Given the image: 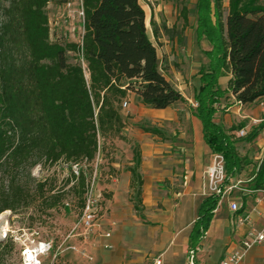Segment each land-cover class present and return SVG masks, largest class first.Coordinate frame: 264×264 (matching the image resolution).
<instances>
[{
  "label": "trees",
  "instance_id": "obj_1",
  "mask_svg": "<svg viewBox=\"0 0 264 264\" xmlns=\"http://www.w3.org/2000/svg\"><path fill=\"white\" fill-rule=\"evenodd\" d=\"M51 1L68 4L74 0H0V214L15 212L37 199L47 209L57 207L65 190L55 191L47 180L32 177V169L61 161L71 166L92 163L101 147L99 138H126L122 106L130 93L158 109L185 101L161 71L159 30L152 29V39L141 0H81L82 43L51 40L46 13ZM224 8V0L196 1L197 34L208 37L213 48L207 51L209 67L201 70L195 114L203 123L207 144L214 153L224 155L231 177L244 159L233 137L214 120L216 103L228 91L243 105L264 98V0H229L226 20ZM188 13L185 4V24ZM227 73L231 75L228 88L222 89L219 77ZM145 131L162 133L156 127H145ZM259 134L260 127H254L246 138L253 141ZM133 160L131 187L141 204L138 147ZM71 181L70 188L79 195L83 209L88 175L84 170L79 175L73 172L67 183ZM263 185L264 159L254 186ZM218 201L215 195L202 201L189 251L199 247ZM139 204L136 209L140 211ZM3 250L0 241V260Z\"/></svg>",
  "mask_w": 264,
  "mask_h": 264
},
{
  "label": "crops",
  "instance_id": "obj_2",
  "mask_svg": "<svg viewBox=\"0 0 264 264\" xmlns=\"http://www.w3.org/2000/svg\"><path fill=\"white\" fill-rule=\"evenodd\" d=\"M194 27L196 43L202 46L197 70L185 79L182 72L170 64L171 73H174L177 79L175 81L161 69L175 88L183 94L185 101L176 102L156 112L143 104L135 93L134 97H131L132 93L128 96L131 101L127 105L131 115L126 118L128 122L145 119L151 123V126L146 125L135 133L126 131L127 127L123 131L131 143L139 145L141 152L139 168L143 178L141 210H137L135 206V212L126 209L106 217L103 222L104 229L96 228L92 240H81L77 244L80 248L85 246L93 257L88 259L78 256L79 259L74 261V264H154L157 257H161V264H188L186 256L190 253V235L199 217L200 205L208 196L206 170L214 154L205 140L203 123L195 114V109L191 108L202 85L201 70L203 67H209L210 57L207 51L213 48V43L206 36L199 38L197 20ZM161 61L159 54V64ZM224 75L229 81L231 75L228 73ZM224 75L219 77V86L227 89L228 81L226 84L220 80ZM179 77H183L185 82H178ZM225 96H231L232 102L236 105L237 100L230 91ZM185 105H190L191 110L185 109ZM219 105L216 106L218 110L214 115L215 121L221 107V104ZM258 115L260 112L252 117ZM145 127H156L162 133L153 134L145 131ZM254 140H257L261 161L264 157L262 148L264 141L260 134ZM237 150L241 156L238 147ZM133 159L134 154L131 153V160ZM133 163L134 160L129 162V167ZM259 163L250 177H246L248 166L245 163L231 177L243 179L244 186L252 188ZM131 181L132 173L128 169L122 174L120 192L114 194L116 202L121 201L119 200L121 193L124 196L121 202H125V190L131 193L130 200L134 201L133 194L136 193L131 187ZM233 198L241 204V209L233 211L228 199L221 210L217 207L211 224L195 252L194 264H220L224 255L239 245L251 227L264 226V200L257 203L256 194L245 193L242 190H235ZM247 213L251 214V222H238V217ZM130 226L133 227L132 231ZM162 240H165L164 243ZM241 264H264V241L254 245Z\"/></svg>",
  "mask_w": 264,
  "mask_h": 264
},
{
  "label": "rangeland",
  "instance_id": "obj_3",
  "mask_svg": "<svg viewBox=\"0 0 264 264\" xmlns=\"http://www.w3.org/2000/svg\"><path fill=\"white\" fill-rule=\"evenodd\" d=\"M6 1V0H5ZM197 0H141V3L147 15L148 33L153 39L152 29L156 26L159 30V39H157L158 50L161 58L160 66L163 71L170 75L175 81L177 80L174 73H171L173 66L179 69L185 79L191 76V73L199 67L202 55V46L196 43L195 23L197 20L196 12ZM7 3V2H6ZM189 9L188 24L182 14L184 5ZM229 0H224V20L228 15ZM82 1L74 0L71 4H57L51 1L46 7V13L49 19L50 38L52 41L76 42L81 43L84 33V17L82 14ZM154 21V22H152ZM178 45V47H176ZM71 60L75 61L74 54L70 53ZM183 77L178 78V82L184 81ZM187 77V78H186ZM222 83L227 84L226 75L222 76ZM184 87V86H183ZM134 97V94H131ZM231 96H224L216 106H220L216 121L224 126L227 132L235 140L240 150L244 163L248 166L246 177H250L260 161L259 148L257 140L248 141L247 138H240L236 132L241 128L240 124L246 123L248 130H251L250 117L258 114L259 101L254 104L239 105L232 102ZM130 101V97L126 99ZM134 100V99H133ZM136 100H138L136 98ZM226 105V106H222ZM234 105V106H233ZM230 106V108L228 107ZM233 106V107H231ZM185 109L191 110L190 105H185ZM239 108L241 110L239 111ZM158 112L161 109L152 108ZM192 109L195 106L191 105ZM227 109V110H226ZM128 106H122V114L127 122L128 132L135 133L144 128L151 126L150 122L141 119L138 122H128L130 117ZM237 127L231 130L232 127ZM125 131V128L124 130ZM120 139L118 137L99 138L100 150L94 162H82L77 168L61 161L54 165L38 164L32 169V177L37 180H47L49 185L55 186V191L64 189L65 196L57 207L47 209L45 202L41 199L34 200L29 206L19 208L17 211L6 210L0 214V241L4 242V254L1 257L0 264H20L22 257V244L33 238L32 233L38 239H51L55 248L62 245L59 256V264H74L79 257L91 259L85 248L77 245L81 240H92L96 228L104 229V220L112 213L126 209L136 211L135 206L138 200L134 195V201L130 200V192L125 190L124 196L121 193L119 202H116L114 194L120 192L119 183L121 182L123 172L129 169L131 153L134 149L139 148L137 143H131L128 136ZM252 144V146H251ZM116 164V166H114ZM135 163L132 164L134 166ZM74 169L84 170L88 178H93L96 174L95 194L100 193L99 205L97 211V221L95 228L89 234H84V228L79 227L77 231H72L78 223L82 209L80 206L79 195L71 190L74 181L67 183ZM35 187V182H31ZM227 199H222L218 209H222ZM141 207V204H139ZM169 211V210H167ZM218 215V214H217ZM131 227V231L133 227ZM100 231V230H98ZM165 240H162L164 243ZM71 246L76 247L73 249ZM80 254V255H79ZM53 251L48 256H42L44 262H49ZM188 264L195 262V253H188L186 256Z\"/></svg>",
  "mask_w": 264,
  "mask_h": 264
},
{
  "label": "built area",
  "instance_id": "obj_4",
  "mask_svg": "<svg viewBox=\"0 0 264 264\" xmlns=\"http://www.w3.org/2000/svg\"><path fill=\"white\" fill-rule=\"evenodd\" d=\"M72 3V2H71ZM68 3V4H71ZM83 8V7H82ZM84 17V11L82 10ZM84 34V33H83ZM83 37V36H82ZM82 43V41H81ZM239 105H243L240 101H237ZM128 101H123V106H127ZM198 103H193V106L197 107ZM260 115L256 117H250L251 120V130L254 127H260V135L264 141V98L259 100ZM241 108H239V111ZM251 130H248L247 125L242 126L237 132V136L240 138H246ZM264 151V144L262 146ZM99 154V151H98ZM264 154V153H263ZM264 157L261 159L260 163ZM259 163V164H260ZM74 168L79 165L74 164ZM74 173L79 175L80 169H74ZM208 177V195H215L218 197V206L222 202V199L226 198L230 201V208L233 211H238L241 209V204L233 198V193L235 190H242L245 193L256 194L257 203L264 200V185L261 187H245L244 180L241 178L234 179L233 177H228V173L225 165V157L222 153H214L212 162L208 169L206 170ZM96 185V174L93 178H88V186L85 194V205L82 209V215L78 223L73 227V232L77 231L79 227L84 228V234H89L95 228L97 221V209L99 205L100 193L95 194ZM238 222H251V214H243L238 217ZM32 233L33 238L25 241L22 244V257L20 264H59V256L62 252V245L55 248V244L51 239H38ZM109 235V234H108ZM264 241V226L261 228L251 227L247 232V235L241 240L239 245L234 249L228 251L224 257L221 259L220 264H241L245 259L248 251L257 244ZM73 249L76 247L71 246ZM53 251V255L49 262H44L42 256H48ZM190 253H195L190 251ZM161 257L155 259L154 264H161ZM191 264H194L191 262Z\"/></svg>",
  "mask_w": 264,
  "mask_h": 264
}]
</instances>
